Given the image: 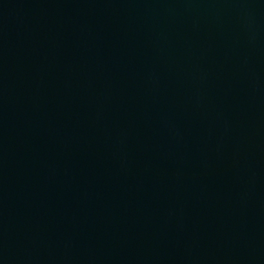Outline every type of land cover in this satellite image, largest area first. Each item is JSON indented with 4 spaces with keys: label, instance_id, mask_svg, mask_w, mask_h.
<instances>
[{
    "label": "water",
    "instance_id": "obj_1",
    "mask_svg": "<svg viewBox=\"0 0 264 264\" xmlns=\"http://www.w3.org/2000/svg\"><path fill=\"white\" fill-rule=\"evenodd\" d=\"M0 264H264V0H0Z\"/></svg>",
    "mask_w": 264,
    "mask_h": 264
}]
</instances>
